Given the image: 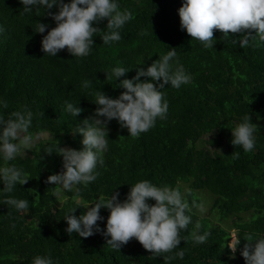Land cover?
I'll return each instance as SVG.
<instances>
[{
  "label": "trees",
  "instance_id": "obj_1",
  "mask_svg": "<svg viewBox=\"0 0 264 264\" xmlns=\"http://www.w3.org/2000/svg\"><path fill=\"white\" fill-rule=\"evenodd\" d=\"M115 2L134 17L119 30V41L103 44L102 35L108 32L105 19L93 25L104 30L93 37L89 55L73 57L65 48L54 57L43 52L42 39L56 26L47 12H58V6L21 14V0H0L4 29L0 32V114L31 111L29 133L40 137L12 161L0 155V167L15 165L29 177L7 194L0 179V264H32L37 255L50 256L53 264H165L163 256H152L136 238L116 251L107 245L110 237L102 231L87 238L66 232L64 217L70 209L77 207L74 214L80 216L86 211L80 205H92L116 192L123 202L141 180L178 188L190 207L193 200L197 204L209 200L206 210L192 207L186 213L192 223L180 235L188 239L168 254L183 249L185 256L167 264H246L245 234L264 238V42L257 39L242 48L232 39L238 41L243 34H230L225 40L214 29L213 48H205L181 28L178 10L185 0ZM39 22L47 25L44 33L35 31ZM172 47L177 53L172 63L178 59L191 82L179 89L169 83L161 90L169 105L167 119H157L153 128L136 138L118 120L109 121L108 147L104 163L95 170V181L76 186L79 193L76 188L68 191L46 183L48 176L65 171L59 147L83 148L82 135L72 131L94 115L95 93L118 98L125 91L120 80L135 77L140 68L146 70ZM115 67L129 71L116 79L111 75ZM85 80L90 87H82ZM153 82L158 86L163 81ZM67 103L84 111L75 117L66 110ZM245 116L257 124L255 147L247 153L231 143L232 129ZM48 149L53 152L48 154ZM8 197L27 200V209L18 211L4 204ZM100 214L103 220L97 223L106 231L110 210L102 208ZM193 231H207L210 236L197 244L190 238ZM233 234L240 239L235 258L228 248Z\"/></svg>",
  "mask_w": 264,
  "mask_h": 264
},
{
  "label": "clouds",
  "instance_id": "obj_2",
  "mask_svg": "<svg viewBox=\"0 0 264 264\" xmlns=\"http://www.w3.org/2000/svg\"><path fill=\"white\" fill-rule=\"evenodd\" d=\"M23 13H39L41 7L51 10L58 6V12L48 11L56 21V26L47 32L42 39V50L45 54L56 56L58 52L67 48L73 57H85L90 54L94 40L93 37L104 29L93 26L107 19L108 32L102 35L103 44L119 41L122 36L120 29L126 22L133 19L129 10H121L115 0H21ZM181 28L186 30L192 39L203 44L205 48H213L214 29L223 33L222 39L227 40L230 34L241 33L239 42L242 48L250 42H264V0H185L179 8ZM47 25L38 23L35 31L44 33ZM0 27V32H3ZM253 31L255 34H253ZM246 33V34H244ZM258 46V44H254ZM177 58L175 48L167 54L159 56V59L147 67L140 68L135 77L120 80V87L124 88L118 98H112L103 91L95 93L94 103L98 105L93 116L83 120V126L76 125L73 132L80 133L83 137V148L59 147V155L63 157V168L58 174L48 176L46 183L55 184L60 188L72 191L78 185L87 186L97 179L95 171L98 164H103V153L108 147L109 121L118 120L122 128H127L133 138L148 132L156 124L157 119H167L168 102L161 91L170 83L171 87L179 89L182 85L191 82L188 74ZM129 69L115 67L111 75L116 79L125 76ZM141 77H150L151 80L141 81ZM108 78V74H107ZM162 83H154L160 82ZM82 87H90V82L85 80ZM7 108V104H4ZM66 110L73 116H78L84 109L67 103ZM103 117L104 119H101ZM33 113L29 110L13 111L7 115L0 114V155L5 161L14 160L21 153V149L30 150L40 138L29 133L32 126ZM257 124L251 122L249 116L243 118L232 129L234 146L242 147L251 152L255 147V132ZM51 154L53 151H46ZM238 155V153H237ZM0 179H2L4 193H12L17 184L24 185L29 180L23 169L15 165L0 167ZM54 192V195H58ZM119 193L112 194L110 198L98 199L92 205H80L86 209L80 216L74 213L76 208L70 209L65 215L68 227L66 232L71 235L78 233L81 237H90L95 231H102L103 235L110 237L107 245L119 251L123 245L136 238L142 246L152 253V256H163L164 262L179 257L183 259V249L175 255H168L174 249L179 248L181 241H186L180 235L182 230H187L192 223L190 213L192 207L203 211V205L192 201L190 207L178 188L169 186L158 187L149 180H141L132 185L126 199L121 202ZM154 199L155 204H149L148 200ZM4 204L14 207L18 211L27 209L28 201L8 197ZM102 208L110 210L107 218L106 231H103L98 221L103 220L100 212ZM199 221L195 229L201 228ZM210 233L205 231L198 234L193 231L191 239L202 244L207 241ZM242 256L246 264H264V238L254 239L253 235L245 234ZM254 242V243H253ZM240 244V239L233 235L228 248L231 249L232 258ZM32 264H53L50 256L37 255Z\"/></svg>",
  "mask_w": 264,
  "mask_h": 264
},
{
  "label": "rangeland",
  "instance_id": "obj_3",
  "mask_svg": "<svg viewBox=\"0 0 264 264\" xmlns=\"http://www.w3.org/2000/svg\"><path fill=\"white\" fill-rule=\"evenodd\" d=\"M23 152V151H22ZM203 210L205 209H207L208 208V206H209V200H208V198H207V201L205 200L204 202H203ZM234 235V234H233Z\"/></svg>",
  "mask_w": 264,
  "mask_h": 264
}]
</instances>
